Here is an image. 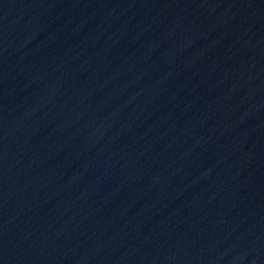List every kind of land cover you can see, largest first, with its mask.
<instances>
[{
    "label": "water",
    "instance_id": "95a60500",
    "mask_svg": "<svg viewBox=\"0 0 264 264\" xmlns=\"http://www.w3.org/2000/svg\"><path fill=\"white\" fill-rule=\"evenodd\" d=\"M0 264H264V0H0Z\"/></svg>",
    "mask_w": 264,
    "mask_h": 264
}]
</instances>
